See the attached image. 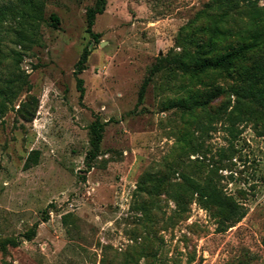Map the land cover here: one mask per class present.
Masks as SVG:
<instances>
[{"label": "rangeland", "instance_id": "1", "mask_svg": "<svg viewBox=\"0 0 264 264\" xmlns=\"http://www.w3.org/2000/svg\"><path fill=\"white\" fill-rule=\"evenodd\" d=\"M42 1L34 19L28 0H0V243L18 242L0 264H264V104L239 112L233 92L247 63L193 74L178 62L220 5L105 0L89 32L97 0ZM253 1L235 29L264 7ZM185 176L244 216L220 219Z\"/></svg>", "mask_w": 264, "mask_h": 264}, {"label": "trees", "instance_id": "2", "mask_svg": "<svg viewBox=\"0 0 264 264\" xmlns=\"http://www.w3.org/2000/svg\"><path fill=\"white\" fill-rule=\"evenodd\" d=\"M215 2L220 5V9L216 11L211 26L206 30L208 35L206 40L197 42L194 38L181 39L183 43L180 42L182 56L178 62L183 67L192 69L193 74L209 68L229 71L242 63H247L239 72L240 82L233 88L234 94L242 99L240 108L236 107L241 112V105H246V102L254 105L264 104V7L248 9L245 12L247 21L242 22L244 28L237 30L234 28L238 24L237 20L242 21L240 0H215ZM252 2L254 1L246 0L245 5L250 6ZM28 3L32 15H34L33 18L38 19L43 8V1L28 0ZM104 6L105 0H97L93 8L86 10L87 31L91 32L94 17L103 12ZM10 10V6L0 5V21ZM51 18L55 24L58 22L56 15H52ZM91 34L96 37V34ZM235 36L241 40L237 46L220 52L221 43ZM88 54L89 50L86 48L80 54L74 70L76 77L84 68L83 65ZM77 83L80 97H82L84 91L82 79L77 77ZM24 106L22 104V115L27 120L32 119L35 110L25 116ZM102 125L97 121L90 124L93 135L91 144L94 148L101 140ZM185 177L193 186V191L197 193V199L214 206L216 213L223 221L232 224L244 216V212L237 202L219 191L216 186L211 185L208 181H205V184H199L191 176ZM31 232L34 233V229ZM26 237L30 239V234H26ZM17 243L15 239L6 238L1 241L0 248L5 249L6 245L16 246Z\"/></svg>", "mask_w": 264, "mask_h": 264}]
</instances>
